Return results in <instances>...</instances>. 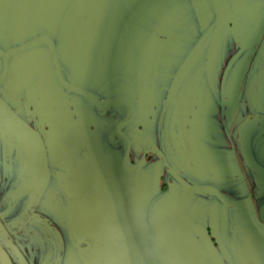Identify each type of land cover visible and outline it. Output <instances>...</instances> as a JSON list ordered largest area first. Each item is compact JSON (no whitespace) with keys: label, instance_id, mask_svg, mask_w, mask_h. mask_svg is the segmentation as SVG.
<instances>
[{"label":"rangeland","instance_id":"obj_1","mask_svg":"<svg viewBox=\"0 0 264 264\" xmlns=\"http://www.w3.org/2000/svg\"><path fill=\"white\" fill-rule=\"evenodd\" d=\"M0 244L264 264V0H0Z\"/></svg>","mask_w":264,"mask_h":264},{"label":"water","instance_id":"obj_2","mask_svg":"<svg viewBox=\"0 0 264 264\" xmlns=\"http://www.w3.org/2000/svg\"><path fill=\"white\" fill-rule=\"evenodd\" d=\"M18 120H20V119H18ZM20 123H22L28 129L30 128L26 124H24L21 120H20ZM181 144H182L184 152L186 154L189 153L188 143L186 141L185 135H183V134L181 135ZM260 211H262V210H260ZM0 264H14L9 252L6 250V248L2 244H0Z\"/></svg>","mask_w":264,"mask_h":264},{"label":"flooded vegetation","instance_id":"obj_3","mask_svg":"<svg viewBox=\"0 0 264 264\" xmlns=\"http://www.w3.org/2000/svg\"><path fill=\"white\" fill-rule=\"evenodd\" d=\"M16 114H17V113H16ZM18 116H19V115H18ZM18 119H20L24 124L27 125V123L24 122L23 119H21V117H20V118L18 117ZM27 126H28V125H27ZM28 127H29V126H28ZM181 132H182V131L180 130V134H181ZM184 135H185L186 141H187V143H188L187 136H186V132H185ZM186 155H187V157H188L189 159H192V158H193V154H191V152H190V153H187ZM191 162H192V160H191Z\"/></svg>","mask_w":264,"mask_h":264},{"label":"crops","instance_id":"obj_4","mask_svg":"<svg viewBox=\"0 0 264 264\" xmlns=\"http://www.w3.org/2000/svg\"><path fill=\"white\" fill-rule=\"evenodd\" d=\"M186 136H187V140H188V135L186 134ZM188 147H189V153L191 152V154H192V151H191V147H190V145H189V143H188ZM194 157V156H193ZM178 182V181H177ZM179 183V182H178ZM180 184V183H179ZM181 188L182 187H184L185 188V186H181V185H179ZM177 189V188H176ZM182 190H184L183 188H182ZM225 209L227 208V207H224ZM226 210H228V208L226 209ZM225 210V211H226Z\"/></svg>","mask_w":264,"mask_h":264},{"label":"trees","instance_id":"obj_5","mask_svg":"<svg viewBox=\"0 0 264 264\" xmlns=\"http://www.w3.org/2000/svg\"><path fill=\"white\" fill-rule=\"evenodd\" d=\"M8 251V250H7Z\"/></svg>","mask_w":264,"mask_h":264}]
</instances>
